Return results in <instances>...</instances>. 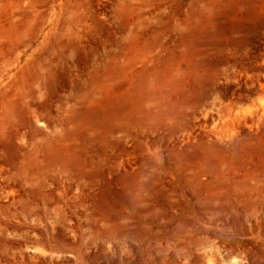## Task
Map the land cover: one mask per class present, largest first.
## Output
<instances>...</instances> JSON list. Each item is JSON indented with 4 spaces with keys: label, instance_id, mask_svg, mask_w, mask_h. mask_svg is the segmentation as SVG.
Listing matches in <instances>:
<instances>
[{
    "label": "rangeland",
    "instance_id": "374dc122",
    "mask_svg": "<svg viewBox=\"0 0 264 264\" xmlns=\"http://www.w3.org/2000/svg\"><path fill=\"white\" fill-rule=\"evenodd\" d=\"M0 264H264V0H0Z\"/></svg>",
    "mask_w": 264,
    "mask_h": 264
}]
</instances>
